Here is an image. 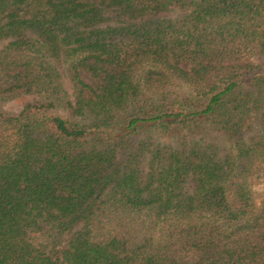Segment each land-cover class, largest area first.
<instances>
[{
    "label": "trees",
    "instance_id": "obj_1",
    "mask_svg": "<svg viewBox=\"0 0 264 264\" xmlns=\"http://www.w3.org/2000/svg\"><path fill=\"white\" fill-rule=\"evenodd\" d=\"M257 179L264 0H0V264H264Z\"/></svg>",
    "mask_w": 264,
    "mask_h": 264
},
{
    "label": "rangeland",
    "instance_id": "obj_2",
    "mask_svg": "<svg viewBox=\"0 0 264 264\" xmlns=\"http://www.w3.org/2000/svg\"><path fill=\"white\" fill-rule=\"evenodd\" d=\"M180 16V12H178L177 10L169 12V13H165L162 14L161 16H159V18H176ZM67 88V87H66ZM186 91V89H185ZM37 97L35 96H23L14 100H9L4 102L1 105V109L2 111L6 114V115H16L20 112V110L29 103H35L37 101ZM57 114L60 115H65V112L62 111H56ZM189 138V137H187ZM252 190L255 192L256 195H261L264 193V179H257L252 186Z\"/></svg>",
    "mask_w": 264,
    "mask_h": 264
}]
</instances>
